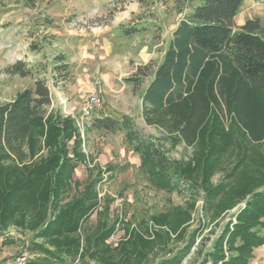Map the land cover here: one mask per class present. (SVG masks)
<instances>
[{
  "label": "rangeland",
  "instance_id": "obj_1",
  "mask_svg": "<svg viewBox=\"0 0 264 264\" xmlns=\"http://www.w3.org/2000/svg\"><path fill=\"white\" fill-rule=\"evenodd\" d=\"M190 9L189 0H37L34 7L0 0V106L37 78L44 80L51 99L40 111L45 132L51 124L61 128L67 119L73 131L65 155H77L62 186L47 194L42 219L21 209L9 223H0V264H13L23 251L25 264H158L174 254H179L178 264H222L207 254L222 226L235 223L233 214L245 199L218 212L214 205L222 196L208 193L229 174L264 178V141H250L232 115L213 111L188 146L176 133L145 123L140 92L149 78L136 85L126 80L139 78L137 67L161 60ZM253 18L264 23V0H243L235 22ZM17 61L24 62L27 75L8 72ZM63 64L68 71L59 73L55 67ZM94 90L105 105L85 123L79 107ZM98 116L124 119L128 125L113 132L95 128L92 120ZM32 141L31 152L27 143L23 147V162L0 150V168L26 169L45 159L50 147L44 135ZM153 152L165 165L148 171L144 159ZM254 160L260 161L253 165ZM58 166L57 161L54 170ZM163 170L180 177L159 185ZM80 203L88 210L76 212L81 217L69 235L44 233L63 208ZM13 206L0 201V211H15ZM250 264H264V246L255 250Z\"/></svg>",
  "mask_w": 264,
  "mask_h": 264
},
{
  "label": "trees",
  "instance_id": "obj_2",
  "mask_svg": "<svg viewBox=\"0 0 264 264\" xmlns=\"http://www.w3.org/2000/svg\"><path fill=\"white\" fill-rule=\"evenodd\" d=\"M20 1L27 7H34L37 2ZM189 1L191 9L174 28L161 60L137 67L135 74L139 78L126 79L136 85L142 84L143 77L149 78L140 92L145 123L156 125L168 134L176 133L184 144L191 146L197 141L209 115L215 111L220 115H232L250 141H264V23L253 18L236 24L235 17L243 0ZM125 31L131 33L132 30ZM58 59L64 61V56ZM24 65L17 61L8 72L25 76L28 70ZM63 65L55 69L59 73L67 72V64ZM50 102L48 86L37 78L32 87L26 88L12 102L0 106V150L5 148L23 162L27 158L23 147L26 143L31 145L33 138L44 135L45 144L50 147L48 156L29 168H0V193L4 192L0 201L14 202L15 207V211L13 208L9 212L0 211L3 225L21 209L35 220L42 219L48 211L44 206L47 194L62 186L67 169L76 166L77 155H65L66 141L73 131L70 122L66 119L61 128L51 124L45 132L40 111ZM127 125V120L112 116L92 120L93 127L110 132ZM57 161L59 170H54ZM256 161L260 160L251 164L257 165ZM144 162H148L145 166L148 171H155L152 166L165 165L156 152L147 155ZM262 175L255 173L237 179L229 174L224 184L217 185L212 194L208 193L211 197L217 195V199L222 196V201L214 205L218 212L245 199L244 205L233 214L235 223L228 221L222 226L207 254L215 263L250 264L255 250L264 246V183L253 189L261 184ZM172 177H180V174L174 173ZM172 177L163 170L158 173V184L166 187ZM82 205L63 208L46 225L44 233L69 235L76 225L73 221L81 217L76 212L88 210ZM179 259V254H174L158 264H178ZM27 264L40 263L31 261Z\"/></svg>",
  "mask_w": 264,
  "mask_h": 264
},
{
  "label": "built area",
  "instance_id": "obj_3",
  "mask_svg": "<svg viewBox=\"0 0 264 264\" xmlns=\"http://www.w3.org/2000/svg\"><path fill=\"white\" fill-rule=\"evenodd\" d=\"M104 105L105 101L98 92L94 90L88 93L79 107V119L88 122L95 112L102 111ZM26 260L27 252L23 251L15 256L13 264H25Z\"/></svg>",
  "mask_w": 264,
  "mask_h": 264
},
{
  "label": "crops",
  "instance_id": "obj_4",
  "mask_svg": "<svg viewBox=\"0 0 264 264\" xmlns=\"http://www.w3.org/2000/svg\"><path fill=\"white\" fill-rule=\"evenodd\" d=\"M98 117H100V116H98ZM257 249H258V248H257ZM257 249H256V250H257Z\"/></svg>",
  "mask_w": 264,
  "mask_h": 264
}]
</instances>
